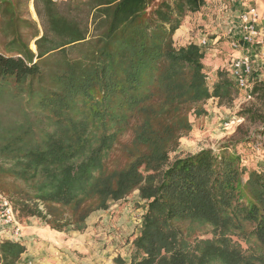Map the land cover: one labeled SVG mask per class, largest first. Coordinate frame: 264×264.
<instances>
[{
	"label": "trees",
	"instance_id": "trees-1",
	"mask_svg": "<svg viewBox=\"0 0 264 264\" xmlns=\"http://www.w3.org/2000/svg\"><path fill=\"white\" fill-rule=\"evenodd\" d=\"M33 1L42 34L0 0V98L23 111L0 121V193L17 216L83 231L92 212L137 190L146 206L129 264H254L233 237L264 249V169L247 170L227 145L169 161L191 113L238 93L223 70L210 89L203 50L173 40L205 0ZM251 93L264 100V83ZM191 223L212 237L191 241ZM24 251L1 242L0 264H34Z\"/></svg>",
	"mask_w": 264,
	"mask_h": 264
},
{
	"label": "rangeland",
	"instance_id": "rangeland-1",
	"mask_svg": "<svg viewBox=\"0 0 264 264\" xmlns=\"http://www.w3.org/2000/svg\"><path fill=\"white\" fill-rule=\"evenodd\" d=\"M8 1L16 17L31 21L42 34L41 21L36 14L33 0ZM2 20L3 16L0 13V51L7 54L5 50L7 38L1 31ZM31 32V29L23 30L25 36ZM31 43L34 44L33 41ZM175 44L178 46V43L175 42ZM31 49L35 51V47ZM260 53L264 54V48ZM224 54H226L225 51ZM225 59L227 61L219 66H215V63L209 60L206 81L210 89L216 81L218 70L226 71L231 77V57L226 56ZM253 65L254 74L249 78L250 88L255 83H264V59L259 64L254 62ZM7 105L8 100L0 98V121L4 125L14 119V116L20 119L23 115L20 106L8 108ZM202 107L203 114L198 116L194 113L190 114L191 131L181 137L179 146L175 152L170 154L169 161L171 162L177 156L197 152L202 148L219 151L221 146L227 145L230 152L235 151L239 155L241 165H244L247 170L264 169V134L260 133L264 130V122H249L244 117L247 110L259 111L264 115V100L252 93L248 98L247 93L238 90L237 95L229 102L221 104L217 99L210 98L203 103ZM249 135L254 138L253 142L234 143L238 139H246ZM246 177L247 174L243 179ZM145 206V201L140 199L138 191L134 190L120 200L110 201L107 209L92 212L86 219L92 226L90 227L92 231L88 232L87 227L83 231L65 229L56 232L36 217H18L20 225L25 227L24 234L19 241L25 247L20 261L36 264H98L99 262L110 264V251L107 252L103 240L97 239L101 233H105L111 241L118 239L117 244L125 247V252H128L127 260L131 261L135 255L132 241L139 234ZM211 237L210 225L191 223V241L194 238L210 239ZM233 240L241 246L245 254L254 258V264H264V255L261 253L264 249H258L253 239L244 241L241 237L234 236ZM114 253L118 254L116 251ZM98 254L104 259L99 258ZM117 257V255L113 257L115 264H118L120 260Z\"/></svg>",
	"mask_w": 264,
	"mask_h": 264
},
{
	"label": "crops",
	"instance_id": "crops-1",
	"mask_svg": "<svg viewBox=\"0 0 264 264\" xmlns=\"http://www.w3.org/2000/svg\"><path fill=\"white\" fill-rule=\"evenodd\" d=\"M251 6H254L259 13L257 29L259 37L264 43V0H205V3L198 11L189 12L183 18L181 25L173 34V40L178 43V45H185L189 42L196 44L199 38L206 36L209 42L204 58L206 66L209 65V60L211 63H215V66H219L227 61V59H225L226 56L233 58L243 55L249 56L253 64L254 62L259 64V62L264 59V54L260 53L262 50L260 45H256L255 43L252 45L242 44V49L239 52L230 49V42L235 39H240L242 36L240 15ZM224 51L226 54H224ZM94 219L95 218H93V220ZM86 227L87 232L92 231V228H90L92 226H90L87 221ZM21 228L23 235L25 227L21 225ZM101 235L97 239L103 240L107 252L110 251L109 263L115 264L113 257L117 255V258H119L123 264H129L130 260H127L128 252H125V247H120V245L117 244L116 240L118 239L115 238L114 241H111L109 239L110 237H107L105 233H101ZM115 251L118 254H115ZM99 258L104 259V257L100 255ZM98 264L102 263L99 262Z\"/></svg>",
	"mask_w": 264,
	"mask_h": 264
},
{
	"label": "built area",
	"instance_id": "built-area-1",
	"mask_svg": "<svg viewBox=\"0 0 264 264\" xmlns=\"http://www.w3.org/2000/svg\"><path fill=\"white\" fill-rule=\"evenodd\" d=\"M259 13L254 6H251L240 15V28L242 36L240 39H235L230 42V49L239 52L242 49V44L260 45L264 48L263 40L259 37L257 22ZM204 52L209 46L208 38L203 36L196 43ZM230 75L234 79L236 87L240 91L247 93L250 98L251 88L249 78L254 74V65L249 56L243 55L231 58ZM22 228L18 220L17 212L15 211L12 202L3 194L0 193V243L5 240L17 242L21 240ZM1 263V262H0Z\"/></svg>",
	"mask_w": 264,
	"mask_h": 264
},
{
	"label": "bare ground",
	"instance_id": "bare-ground-1",
	"mask_svg": "<svg viewBox=\"0 0 264 264\" xmlns=\"http://www.w3.org/2000/svg\"><path fill=\"white\" fill-rule=\"evenodd\" d=\"M31 10H32V9H31ZM30 45L32 46L31 48H33V49H34V45H33L32 43H31Z\"/></svg>",
	"mask_w": 264,
	"mask_h": 264
}]
</instances>
